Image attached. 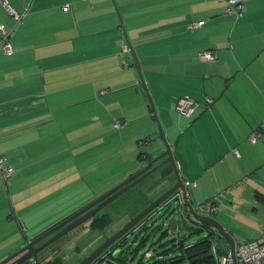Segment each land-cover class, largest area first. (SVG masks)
Returning <instances> with one entry per match:
<instances>
[{
	"label": "crops",
	"instance_id": "obj_1",
	"mask_svg": "<svg viewBox=\"0 0 264 264\" xmlns=\"http://www.w3.org/2000/svg\"><path fill=\"white\" fill-rule=\"evenodd\" d=\"M112 2L0 0V25L9 30L13 48L11 55L0 51V156H6L9 164L16 168L15 180L18 175H24L27 168L15 166L12 152L1 151L4 146L1 142H12L19 136L22 137L20 142L25 143L28 128L33 125L50 129L46 122L39 121L41 115L44 121L60 126L63 124L58 121L56 112H62L67 106L77 109L73 112H98L90 117L106 118L109 124L118 120L128 123L140 118L147 120L148 113L154 117L142 96L136 104L144 110L139 118L123 113L126 108L136 106L129 103L134 94L131 88L141 83H138V72L122 70L125 57L121 50L126 40ZM116 2L162 119L171 108L175 110L181 97L196 99L203 108L194 115L195 124L201 134L217 137L210 139V144L202 143L205 154L209 147L215 146L212 150L218 148L221 152L219 160L222 161L224 154L227 161L241 166L254 149L250 146V135L264 121V0H245L241 16L224 13V8L228 7L224 0ZM6 3L23 15L19 24L11 19L4 6ZM67 6L70 9L66 12ZM197 23L202 25L192 29ZM251 33L253 37L248 38ZM236 42L239 45L244 42V48L238 47L239 53ZM208 51L218 58L213 62L199 60V55ZM236 85L238 89L234 91ZM239 89L242 94L237 96ZM136 90L139 94L140 89L136 87ZM229 91L232 92L230 97L222 101ZM99 96L103 98L98 100ZM207 99L213 100L210 106H205ZM166 105L169 106L167 111L162 112ZM109 106L116 109L107 115ZM100 111H103L102 116ZM258 143L251 144L257 146ZM155 157L149 153L138 155L139 161L147 163ZM185 158L184 163L177 158L178 169L185 181L195 185L194 189L188 188L191 198L201 202L195 190L201 175L214 174L225 164L211 161L209 155L203 156L205 163H192L187 154ZM138 164L141 165L135 171L142 166L141 162ZM0 182L3 184L1 179ZM23 183L21 180L17 185ZM2 186L0 198L6 197L10 204L13 200L9 189ZM6 205L3 199L0 212H5L0 214V222L9 223L14 220L10 217L14 210L11 207L6 210ZM24 229L25 233L29 232Z\"/></svg>",
	"mask_w": 264,
	"mask_h": 264
},
{
	"label": "rangeland",
	"instance_id": "obj_2",
	"mask_svg": "<svg viewBox=\"0 0 264 264\" xmlns=\"http://www.w3.org/2000/svg\"><path fill=\"white\" fill-rule=\"evenodd\" d=\"M226 8L227 6L224 10ZM251 36L253 37L252 33L247 35L248 38ZM242 44L239 45L236 42L237 53H239V46L244 48ZM230 45L231 43L228 44L229 48ZM125 61L132 64L131 54L126 55ZM258 64L259 62L256 63V65ZM130 71L137 73L135 68ZM152 80L153 77L150 78L151 84ZM136 87L140 89V95ZM237 89V85L234 86V91ZM131 90L135 95L132 93L130 104H138V100L142 96L143 100L145 98L147 104L150 105L142 85L133 86ZM231 93V91L227 92L226 98L222 101L225 102ZM241 94L242 91L239 89L236 95L240 96ZM98 98L100 100L103 97L99 96ZM144 102L143 107L147 113ZM70 107L67 106L62 112H56L58 121H62V126L56 123L51 124L48 120L44 121V116L41 115L39 121L46 122L51 127L50 129L33 125L28 128V141L25 143L20 142L22 137L19 136L12 142L7 140L1 142L4 145L1 151L12 152V162L15 166H25L27 169L23 171L24 175H18L16 180L15 173L9 180L8 187H5V189H9V197H12L13 200L9 201L11 206L6 197L0 198V202L3 199L6 200V210L9 207L14 210L12 222H0V262L20 250V246L25 245L28 238L40 235L52 224L71 216L90 202L121 185L130 175L139 172L147 163V161H139L140 153L158 156L165 150L155 120L149 113L148 121L141 120V118L135 123L118 120L122 125L117 127L118 122L109 124L106 118L100 117L97 120L90 117L98 112H86L85 110L73 112L72 110L77 109ZM132 107L134 108H126L123 113L125 111L128 116L137 118L144 113V110L140 109L138 105ZM164 107L162 112L167 111L169 106ZM115 109V106H109L107 115ZM170 110L172 111L163 114V119L160 112L158 114L168 142L174 144L179 140L178 147L173 150L176 163L177 158L181 159L183 163L186 162L184 159L187 154L191 157L192 163L200 161L202 163L203 156L209 155L211 161L213 160L219 165L225 164L224 167L217 168L214 174L201 175L199 187L195 189L197 197L202 200L201 202L217 195L214 204L218 206V212L210 214V207H202L199 213L211 216L222 224L237 244L264 235V141H260L257 146L250 143L254 149L241 166L227 161L224 154H222V162L218 158L221 155L218 148L212 150L215 146L209 147L208 153L205 154L202 147V143L210 144L209 140H214L217 137L210 138V133L208 135L201 134L195 123L187 129L196 116L185 118L173 108ZM99 113L101 116L103 115V111ZM150 124L151 129H149ZM180 128L183 129V132H178ZM149 138L151 140H148ZM138 162H141L142 166L135 171L141 165ZM132 171L135 172L132 173ZM255 171L257 174H254ZM179 172L185 179L180 169ZM160 179L161 173L152 175L106 206L100 215H109L113 219V223L104 233L108 236L115 235L126 226L131 218L147 208L149 203L157 200L163 194V188L155 186ZM21 180L24 183L17 185ZM2 185L0 182V186ZM3 212L5 211L0 214ZM170 224V219L167 220L161 214L155 215L148 222L149 235H153L148 242L134 244L124 263L108 261L104 264L149 263L154 260L152 258H158L159 254L163 252L162 256L166 258L177 255L178 253L173 251H168L165 255V252L172 249L175 243L171 239L177 237V233L166 239L162 236V232L166 231ZM187 224L189 227L193 226L190 222ZM21 225L26 227L29 232H22ZM160 227L161 229L158 230ZM179 232L181 237L187 236V246L206 236L202 234L200 237H191L187 231ZM73 237L74 239H72ZM98 239H103L102 233L94 234L89 230L84 235L77 237L74 230L62 240L51 245L47 252H49V258L60 256L65 262L64 264H77L95 248L96 244L92 241ZM222 246L225 244L222 243ZM57 250H61V253H55Z\"/></svg>",
	"mask_w": 264,
	"mask_h": 264
},
{
	"label": "water",
	"instance_id": "obj_3",
	"mask_svg": "<svg viewBox=\"0 0 264 264\" xmlns=\"http://www.w3.org/2000/svg\"><path fill=\"white\" fill-rule=\"evenodd\" d=\"M112 1L119 16L121 26L124 30L126 42L132 54L134 65L138 72L141 84L150 102L151 110L153 112L155 122L160 134V139L164 143L165 150L160 155L151 159L149 163L139 172L130 175V177L125 182L117 186L115 189L97 198L96 200H94L93 202H91L81 210L77 211L73 215L69 216L68 218L58 222L56 225L52 226L42 234L34 238L28 239L25 247L21 248L20 250L9 256L8 258L4 259L2 262H0V264H9L14 260L15 261L11 264H28V263L43 264V262L39 258V254L43 250H45L47 247L54 244L61 238L68 236L72 231H74L84 223L95 218L96 215L99 212H101L106 206H108L110 203L121 197L123 194L130 191L132 188L144 182L147 178L152 176L155 172L159 171V169H161L164 166L167 167L164 168L161 172V180L174 175L173 182H176V184L168 191L163 193L157 200L151 202L150 205L147 208H145L142 212H140L137 216L131 218V220L126 224L124 228H122L112 237L106 239V241L100 247H98L90 256L82 260L79 264H96L97 262L100 261L101 256L106 252V250H108L118 241H120L121 243L127 241V239L134 233V231L141 224H143L144 222L151 221L155 217V215L158 214L163 215L164 217H166L167 220L170 219L172 230L174 231V233H177V237H180L179 231H187L189 234L191 233V228L187 224L188 214H190V216H192V218L196 220L198 223L203 224L205 226H210L227 241L230 247L232 262L233 264H236L235 251H236L237 243L233 239V236L226 230V228L222 224L217 222L214 218L208 215H201L197 212V209H200L202 207H209V204L215 200L217 195L208 198L204 202H198L195 204H193L189 198V194L187 192L186 187L183 184V179L180 175L177 163L173 155V149L178 147L179 140H177L174 144H170L168 142L153 97L148 88L140 59L130 41L117 2L116 0H112ZM223 95L224 93L220 96V98L217 101H219L223 97ZM199 118L200 117H198V119ZM196 121L197 120H194L190 124L188 129L192 127V125ZM159 161H162L161 164L157 167H154V165ZM254 174H257V171H255ZM170 184L171 181L168 182L166 187H168V185ZM164 186L165 185H162V188ZM174 200L178 201L179 204L172 208L171 213H169L168 216H165L164 212L166 214V212L168 211L165 208ZM185 209L188 210V214L186 213ZM56 232L58 233L53 238L48 240L45 244L41 245L40 247H35L38 243L42 242L44 239H46L47 237L51 236ZM180 245L181 247H183L184 245L183 239L180 240Z\"/></svg>",
	"mask_w": 264,
	"mask_h": 264
},
{
	"label": "trees",
	"instance_id": "obj_4",
	"mask_svg": "<svg viewBox=\"0 0 264 264\" xmlns=\"http://www.w3.org/2000/svg\"><path fill=\"white\" fill-rule=\"evenodd\" d=\"M244 3H245V1H244ZM227 8H226V10H227ZM243 9H244V4H243V8H242L241 12H239L238 14L236 13V15L237 16H241V14L243 12ZM226 10H224V13H226ZM125 40H126V38H125ZM10 42H11V34H10ZM124 44H125V46H123V48H122V54L125 55L124 56L125 58H123V60H122V70L134 69L135 68L134 60H133L132 64L131 63L129 64V63H127L125 61L126 60V55L131 54V52H130V49H129L126 41H125ZM124 47H127L128 51H125L124 50ZM208 52H210V53H212L214 55V59L215 58H218L217 55L214 54V52H212V51H208ZM131 56H132V54H131ZM199 60L204 61V60H202L200 58V55H199ZM213 61H204V62H213ZM139 80H140V78H139ZM140 83H141V81H140ZM182 98L183 97H181L177 101V103H176L175 111L177 113H178L177 106H178L179 101ZM212 103H213V100H212ZM208 106H210V105H208ZM149 108L151 109V106L150 105H149ZM150 112H151V114L153 113L152 110H150ZM152 118L155 120V118L153 116H152ZM253 134H251V135H253ZM148 140H151V139L149 138ZM1 181L3 182V184H4L5 187H8L9 181L8 182H4L2 179H1ZM214 203L215 202H212L210 207H218ZM11 216H13V215H10V217ZM64 219H66V218H64ZM112 223H113V219L109 215H101V216L95 217L94 219L91 220L90 225H89V228H90L91 232H93L94 234H99V233H102L103 234L112 225ZM56 224H54V225H56ZM54 225H52V226H54ZM52 226H50L49 228H51ZM20 227L22 228V232L25 233L26 230L24 229V227H22V226H20ZM49 228L45 229V231L48 230ZM149 228L150 227L148 226V222H144L143 224H141L134 231V233L128 238L129 240L127 239L128 240L127 243H125V244H123L121 246L118 245L119 248H117V249H120L121 251H118L117 250V252H119V253H115L114 255H116V256H112L111 255L110 256V259L111 260H108V261H113V263H115L116 261L117 262L120 261V262H123L124 263V260H125L126 256L128 255V252H130V249H131V247L134 244H136L137 242H139L141 244L142 243H145V242H148V240L153 236L151 234L149 235V233H150ZM204 228L203 229H201V228H193V230L189 234L191 237H194V236L195 237H200V236H202V234H205L206 236L203 237V238H201V239L196 240L194 243H192V244H190L188 246L186 245V239H187V236L186 235L183 236V237H181V235H180V237H174V238H172L171 240L173 241V243L175 242L173 244V248L170 249V250H167L165 252V255L168 253V251L177 252L178 253L177 255L169 256L170 258H168V257L166 258V257H163L162 256L163 253H164L163 252V253L159 254V257L158 258H152V259H154L153 261H151L149 263H143L142 262L140 264H218L216 262V260H215V256H214V253H213V247L216 246L217 249H218V251L220 252V254H227L228 253V250L230 249V247H229L227 241L217 231H215L214 229H212L210 226H204ZM160 229H161V227L158 230H160ZM145 233H146V235H143ZM162 236L165 239L168 238V237L174 236V232L172 230L171 224H170V226L168 227V229L166 231L162 232ZM28 239H30V238H28ZM181 239L184 240L183 247H181V245H180V240ZM222 243L225 244V246H222ZM59 252L61 253L60 250H57L55 253H59ZM49 257H50V255L47 254V255H45V256H43L41 258V261L43 263H45V264H64L65 263L61 259L60 256H55L54 258H49Z\"/></svg>",
	"mask_w": 264,
	"mask_h": 264
},
{
	"label": "built area",
	"instance_id": "obj_5",
	"mask_svg": "<svg viewBox=\"0 0 264 264\" xmlns=\"http://www.w3.org/2000/svg\"><path fill=\"white\" fill-rule=\"evenodd\" d=\"M228 4L226 13L238 14L243 8L245 0H225ZM5 8L14 22L19 24L23 20V15L18 13L11 5L6 3ZM70 6L64 8V11H69ZM202 25L197 23L191 28H199ZM0 50L3 51L6 55H11L13 53L12 44L10 42V32L2 25H0ZM125 51H128L127 47H124ZM200 58L204 61H213L214 55L210 52H205L200 54ZM212 100L207 99L206 105H211ZM198 101L191 97H183L177 106V111L181 116L191 118L193 117L199 108H202ZM122 123L118 122L117 127H120ZM264 140V121L260 128L250 136L249 141L253 144L258 143L259 141ZM238 154V152H236ZM15 169L8 163L6 156H0V178L4 182H8L13 174ZM186 188H194L195 185L190 181L184 182ZM218 207H211L210 213L216 214L218 212ZM213 253L215 260L218 264H233L230 249L227 254H220L217 247H213ZM236 264H264V235L256 239L244 240L241 243L237 244L236 251Z\"/></svg>",
	"mask_w": 264,
	"mask_h": 264
},
{
	"label": "flooded vegetation",
	"instance_id": "obj_6",
	"mask_svg": "<svg viewBox=\"0 0 264 264\" xmlns=\"http://www.w3.org/2000/svg\"><path fill=\"white\" fill-rule=\"evenodd\" d=\"M163 161V160H162ZM162 161H159L158 163H156L155 165H154V167H157V166H159L160 164H161V162ZM149 163V162H148ZM147 163V164H148ZM167 166H164V167H162L161 169H159V171H157V172H155L153 175H158V174H160L161 172H162V170L164 169V168H166ZM173 178H174V175H172V176H169V177H167V178H165V179H163V180H159V182L158 183H156L155 184V186L156 187H161L162 188V185H165L164 187H163V193H165L166 191H168L170 188H172L175 184H176V182H173ZM183 179V178H182ZM171 181V184L170 185H168V187H166V185L168 184V182H170ZM184 179H183V184H184ZM184 186H185V184H184ZM187 189V192H188V194H189V198H190V200L192 201V203L193 204H195V203H198L194 198H191V196H190V192H189V190H188V188H186ZM210 198V197H209ZM208 199V198H207ZM195 201V202H194ZM204 202V201H203ZM212 202H215V201H212ZM211 202V203H212ZM91 203V202H90ZM89 203V204H90ZM211 203L209 204V207L211 206ZM179 204V202L178 201H172L165 209L166 210H168L167 212H166V214H165V216H168L169 215V213H171V210H172V208L174 207V206H177ZM211 208V207H210ZM185 211H186V213L188 214V210L187 209H185ZM199 211H200V209H197V212L199 213ZM163 212H164V210H163ZM100 213L101 212H99L97 215H96V217H98V216H101L100 215ZM200 214V213H199ZM211 214V213H210ZM202 215V214H201ZM94 219V218H93ZM92 220V219H91ZM91 220L90 221H88V222H86V223H84L83 225H81L80 227H78L77 229H75V231H76V236L77 237H79V236H82V235H84L87 231H89L90 230V228H89V225H90V222H91ZM187 222H190L191 224H193V226L191 225V231L193 230V228H201V229H203L204 228V226L205 225H203V224H200V223H198L196 220H194L193 218H192V216H190V214H188V219H187ZM205 229V228H204ZM59 232V231H58ZM58 232H56V233H54V234H52L51 236H49V237H47L46 239H44L42 242H40V243H38L35 247H40L41 245H43V244H45L48 240H50L51 238H53ZM176 232H178V231H176ZM92 233V232H91ZM175 234V233H174ZM110 237H112V236H108L106 233H103V239L101 240V239H98V240H96V241H92L94 244H96V246H95V248L86 256V257H84L83 259H81L77 264H79L82 260H84V259H86L88 256H90L98 247H100L105 241H106V239H108V238H110ZM34 238V237H33ZM64 238V237H63ZM63 238H61L60 240H62ZM31 239V238H30ZM72 239H74V237L72 238ZM129 240V239H128ZM127 240V241H128ZM59 241V240H58ZM57 241V242H58ZM127 241H125L124 243H121L120 241H118L117 243H115L112 247H110L108 250H106V252L101 256V259H100V261L99 262H97L96 264H104L105 262H108V260H111L110 259V256L112 255V256H116V255H114L115 253H119V252H117V250L118 251H121L120 249H117V248H119V246H121V245H123V244H125V243H127ZM57 242H55V243H57ZM54 243V244H55ZM27 244V243H26ZM26 244L23 246V247H25L26 246ZM53 245V244H52ZM119 245V246H118ZM51 246V245H50ZM50 246L49 247H47L45 250H43L40 254H39V258L41 259L43 256H45V255H49V252H47V250H49L50 249ZM22 247V248H23ZM54 251V249L52 250V252ZM61 251V250H60ZM15 261V260H14ZM14 261H12L11 263H13ZM2 262V261H1ZM11 263H9V264H11ZM28 264H31V263H28ZM33 264V263H32ZM43 264H45V263H43Z\"/></svg>",
	"mask_w": 264,
	"mask_h": 264
}]
</instances>
